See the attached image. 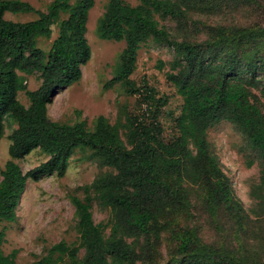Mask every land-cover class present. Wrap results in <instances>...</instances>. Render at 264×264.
<instances>
[{
    "label": "trees",
    "instance_id": "trees-1",
    "mask_svg": "<svg viewBox=\"0 0 264 264\" xmlns=\"http://www.w3.org/2000/svg\"><path fill=\"white\" fill-rule=\"evenodd\" d=\"M138 1L131 5L126 0H108L97 25L100 38L124 41L115 75L105 87L119 81L126 93L138 94L140 101L146 104L140 113L127 117V141L130 144L127 147L119 137L117 126L110 124L103 115L96 118L94 128L90 130L82 121L58 123L47 114V104L55 89L70 85L81 76V65L89 56L85 31L94 0H52L45 11L25 0H0V138L6 117L15 123L7 136L9 159L0 170V219H15L27 179L37 180L50 174L63 176L68 160L77 148L90 149V156L109 168L91 183L81 186L83 198L71 196L77 216L78 242L67 244L60 240L31 264H110V259L112 264H135L136 254L125 238L139 232L148 237L151 224L157 222L158 213L165 206L172 204L178 209L188 205L187 193L176 185L175 178L171 179L179 177L188 163L200 168L206 179H210L212 171L215 178L212 198L222 202L232 218L236 217V229H243V220L248 216L243 213L239 201L233 198L228 176L214 165L207 139V129L221 120L235 124L260 159L259 182L251 194L258 199V205H264V110L250 100L249 92L242 86L228 87L221 79L203 76L199 58L208 48L234 43L224 73L227 77L229 71L237 69V60L241 56L240 49L237 50L239 42L244 46L264 36V23L228 33L220 27L214 39L191 43L171 37L153 16L158 12L164 16L186 18L185 11L177 3L171 0ZM246 1L258 4V0ZM25 11L34 12L37 17L27 21L4 17L6 12ZM60 13H65L66 17L59 21L57 35L45 52L37 46L36 39L40 36L50 38L51 25ZM149 38L172 47L179 58L177 65L181 67L177 73L168 76L183 99L175 119L177 136L170 140L161 137L157 121L167 98L157 96L156 90L145 82L136 85L130 78L137 51ZM260 57L259 50H254V59L260 60ZM250 62L245 71L253 74L255 67L251 64L254 63ZM33 73L38 74L39 85L31 90L26 88L25 76ZM19 91H24L27 105L17 98ZM188 141L195 148L194 154L188 148ZM36 148L45 152L48 158L24 172L16 160ZM92 193L109 208L105 224L93 221ZM257 209L264 215V208L256 207L254 211ZM106 227H109L107 235ZM3 239L4 232L0 230V244ZM178 239V248L186 253L183 259L187 264H200L206 260L216 264H241L199 243L192 232L181 233ZM82 247L85 252L78 258ZM15 254L16 250L4 254L0 249V264H15Z\"/></svg>",
    "mask_w": 264,
    "mask_h": 264
},
{
    "label": "rangeland",
    "instance_id": "rangeland-1",
    "mask_svg": "<svg viewBox=\"0 0 264 264\" xmlns=\"http://www.w3.org/2000/svg\"><path fill=\"white\" fill-rule=\"evenodd\" d=\"M25 1L36 9L45 11L52 0ZM126 1L131 5L139 2ZM171 1L185 11L186 18L164 16L158 12H154L153 16L158 25L177 40L202 43L214 39L220 27H224L228 33L252 24L264 23V0H258L255 5L246 0ZM107 2L108 0H94L88 12L85 31L89 56L81 65V76L78 81L55 89L47 104V114L58 123L73 124L82 121L90 130L94 128L96 118L103 115L110 124L117 126L120 139L129 147L127 117L140 113L146 104L140 101L138 94L126 93L119 81L105 87L115 75L119 54L124 47V41L102 39L97 33L98 21ZM4 17L13 21H27L35 19L37 15L31 11L6 12ZM64 17L66 14L60 13L51 25L50 38L40 36L36 39L37 46L43 51L47 52L52 39L57 35L58 23ZM242 43L239 42L237 47L241 52L237 69L229 71L227 77L224 73L229 55L234 51V43L208 48L204 55L201 54L199 58L202 60V74L221 79L228 87L242 86L249 92L250 100L264 110V36L256 38L251 44L242 46ZM254 50H259L260 60L254 59ZM178 61L172 47L149 38L141 43L135 68L130 75L136 85L145 82L156 90L157 96L167 98L157 115L164 140L177 136L175 119L183 103L177 87L168 78L169 74L180 70ZM248 61L254 63L251 64L255 67L253 74L245 71ZM25 78L27 89L32 90L39 85L37 73L26 75ZM17 98L23 104H28L24 91H19ZM13 127L15 123L7 116L4 133L0 138V170L9 159L7 136ZM207 139L214 165L228 176L233 198L239 201L243 213L248 216L243 220V229L237 230L236 217L232 218V214L224 209V204L212 198L215 182L212 171L210 179H206L200 168L188 163L179 177H171L187 193L188 207L176 209L169 204L158 213L157 222L151 224L148 237L139 232L125 238L136 254L135 264H187L183 259L186 253L178 248V236L191 232L199 243L228 255L241 264H264V215L260 209L254 211L256 207L263 209L264 205H258V199L251 194V190H256L259 182L260 159L249 147L245 135L230 121L221 120L211 125L207 129ZM188 148L192 154L195 153V148L189 141ZM90 152L88 148L75 149L63 176L50 174L37 180L27 179L16 207L15 219H0V230L4 232L0 249L4 254L16 250L15 264L34 263L47 253L51 245L60 240L67 244L78 242L77 216L71 196L83 198L81 186L91 183L100 173L109 169L91 157ZM47 158L45 152L36 148L16 161L25 172ZM92 196L93 221L105 224L109 208L103 206L94 193ZM257 212L261 215L257 216ZM108 233L109 227H106L105 234ZM84 252V248H80L78 258ZM62 257L67 258L66 255ZM200 264L216 263L206 260Z\"/></svg>",
    "mask_w": 264,
    "mask_h": 264
}]
</instances>
